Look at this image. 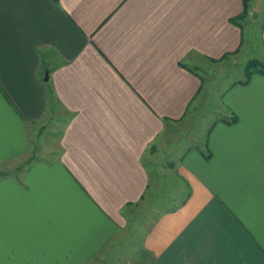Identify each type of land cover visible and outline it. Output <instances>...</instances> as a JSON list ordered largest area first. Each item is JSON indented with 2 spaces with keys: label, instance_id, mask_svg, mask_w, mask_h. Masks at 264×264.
I'll list each match as a JSON object with an SVG mask.
<instances>
[{
  "label": "crops",
  "instance_id": "crops-1",
  "mask_svg": "<svg viewBox=\"0 0 264 264\" xmlns=\"http://www.w3.org/2000/svg\"><path fill=\"white\" fill-rule=\"evenodd\" d=\"M243 11L0 0V264H264L263 72L222 92L170 193L149 164L258 22L264 64V15Z\"/></svg>",
  "mask_w": 264,
  "mask_h": 264
},
{
  "label": "rangeland",
  "instance_id": "rangeland-1",
  "mask_svg": "<svg viewBox=\"0 0 264 264\" xmlns=\"http://www.w3.org/2000/svg\"><path fill=\"white\" fill-rule=\"evenodd\" d=\"M249 8L254 10L257 20L260 21L264 15V0H249ZM260 24L258 22V24H254V27H251L252 30L250 31L253 34L248 31L246 33L245 40L247 39L248 48H245L246 52L245 50L242 52L241 63L231 64L232 66H228L226 63L217 64L212 75L203 77V89L200 95L201 102L195 107L197 109L190 110L187 116L188 120L177 125L171 131L170 136L165 137L163 140L160 139L152 146V156L149 162L151 170L156 169L157 173L164 166L167 168V174L162 176L166 175V191L168 193L171 192L170 188L175 186L172 168L175 167L180 153L184 152L187 146L195 144L194 140L200 144V141L203 140L207 133L208 122L222 116L221 111L218 109V102H220L222 92L233 81L243 76L242 72L247 60L259 58L260 55L257 52L258 48H260V39L258 37ZM249 41L251 46H249ZM155 154H157L156 157L154 156ZM176 188H178L177 184ZM144 213L149 214V211L146 209Z\"/></svg>",
  "mask_w": 264,
  "mask_h": 264
},
{
  "label": "trees",
  "instance_id": "trees-1",
  "mask_svg": "<svg viewBox=\"0 0 264 264\" xmlns=\"http://www.w3.org/2000/svg\"><path fill=\"white\" fill-rule=\"evenodd\" d=\"M50 1H52L53 3H58V0H50ZM248 3H249V0H243L244 11H243L241 18H243L247 15ZM244 70L246 71L247 76H249L251 74V72H253V71H258L260 73L261 72L264 73V64L257 61V60H250L245 65Z\"/></svg>",
  "mask_w": 264,
  "mask_h": 264
},
{
  "label": "water",
  "instance_id": "water-1",
  "mask_svg": "<svg viewBox=\"0 0 264 264\" xmlns=\"http://www.w3.org/2000/svg\"><path fill=\"white\" fill-rule=\"evenodd\" d=\"M45 80H46V78H45Z\"/></svg>",
  "mask_w": 264,
  "mask_h": 264
}]
</instances>
